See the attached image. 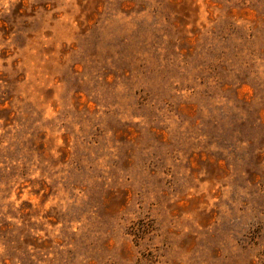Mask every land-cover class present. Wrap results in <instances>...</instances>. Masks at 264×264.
Instances as JSON below:
<instances>
[{
    "label": "rangeland",
    "instance_id": "obj_1",
    "mask_svg": "<svg viewBox=\"0 0 264 264\" xmlns=\"http://www.w3.org/2000/svg\"><path fill=\"white\" fill-rule=\"evenodd\" d=\"M0 264H264V0H0Z\"/></svg>",
    "mask_w": 264,
    "mask_h": 264
}]
</instances>
